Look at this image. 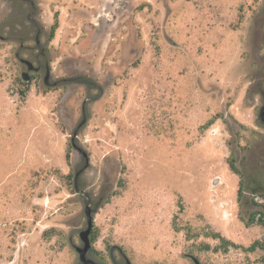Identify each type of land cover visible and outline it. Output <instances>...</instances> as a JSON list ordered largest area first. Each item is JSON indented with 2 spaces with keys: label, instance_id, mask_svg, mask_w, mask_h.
<instances>
[{
  "label": "rangeland",
  "instance_id": "374dc122",
  "mask_svg": "<svg viewBox=\"0 0 264 264\" xmlns=\"http://www.w3.org/2000/svg\"><path fill=\"white\" fill-rule=\"evenodd\" d=\"M263 107L264 0H0V264H264Z\"/></svg>",
  "mask_w": 264,
  "mask_h": 264
},
{
  "label": "water",
  "instance_id": "95a60500",
  "mask_svg": "<svg viewBox=\"0 0 264 264\" xmlns=\"http://www.w3.org/2000/svg\"><path fill=\"white\" fill-rule=\"evenodd\" d=\"M23 62L26 64L28 71L24 72L22 77L25 81H29L31 78L29 72L34 70V65L32 62L28 60H23ZM260 116L264 120V107L261 110ZM76 137H77V133L71 136V142L74 147H75L74 140ZM250 210L259 211L260 208L257 205H254L253 207L250 208ZM86 218H87V228L80 233V239H81L82 246L77 248V252L79 253V256H80V261L85 262V263L87 261V256L92 248L90 236L93 231V217H92L91 210L89 209L86 211ZM193 260L195 264H200V262L197 259H193Z\"/></svg>",
  "mask_w": 264,
  "mask_h": 264
},
{
  "label": "trees",
  "instance_id": "16d2710c",
  "mask_svg": "<svg viewBox=\"0 0 264 264\" xmlns=\"http://www.w3.org/2000/svg\"><path fill=\"white\" fill-rule=\"evenodd\" d=\"M59 28V13H55V15H54V23H53V25L51 26V39L54 37V35H55V33H56V31H57V29ZM69 157V155L67 154L66 155V158H68ZM229 164H230V170L234 173V174H237V175H240V173L238 172V170H237V168H236V166H235V162L233 161V160H231L230 162H229ZM241 182V181H240ZM242 183V182H241ZM240 186H241V184H240ZM241 190V189H240ZM258 213H253L252 214V219H251V222H253L254 221V218H255V216L257 215ZM261 222H263V218H261V220H260ZM217 239H220L223 243H227V244H229L230 242H228V241H226L223 237H221L220 235H216L215 236ZM231 245H233V246H235L234 244H231ZM261 247V245H259V244H254L253 246H252V248H250V250H248V251H255L257 248H260ZM111 255H113V253L111 252ZM114 264H117V263H114Z\"/></svg>",
  "mask_w": 264,
  "mask_h": 264
},
{
  "label": "flooded vegetation",
  "instance_id": "af4514ba",
  "mask_svg": "<svg viewBox=\"0 0 264 264\" xmlns=\"http://www.w3.org/2000/svg\"><path fill=\"white\" fill-rule=\"evenodd\" d=\"M35 25H36V23H35ZM37 26V25H36ZM36 30L38 31V27H36ZM36 70V68L34 69V71ZM83 196H85V195H83ZM254 196V194H253V192H250V191H248V190H245L244 192H243V198H244V204L245 205H248L249 204V202L250 201H252L253 199H252V197ZM86 197V199H87V204L88 205H91L92 204V200H91V198L89 197V196H85ZM88 208H90V207H88ZM89 263H88V262ZM86 261V263L85 262H83V264H92V261H90V260H87Z\"/></svg>",
  "mask_w": 264,
  "mask_h": 264
},
{
  "label": "built area",
  "instance_id": "2783aa9c",
  "mask_svg": "<svg viewBox=\"0 0 264 264\" xmlns=\"http://www.w3.org/2000/svg\"><path fill=\"white\" fill-rule=\"evenodd\" d=\"M252 201H253V203H254L255 205H257V206L260 208L259 211H261V208H262V206H263V204H264V201H263L260 197H258V196H254ZM259 211H258V212H259ZM260 216H261V214L259 213L258 216H257V218L259 219Z\"/></svg>",
  "mask_w": 264,
  "mask_h": 264
},
{
  "label": "crops",
  "instance_id": "0c3cea01",
  "mask_svg": "<svg viewBox=\"0 0 264 264\" xmlns=\"http://www.w3.org/2000/svg\"><path fill=\"white\" fill-rule=\"evenodd\" d=\"M56 13H59V12H56ZM60 15V14H59Z\"/></svg>",
  "mask_w": 264,
  "mask_h": 264
}]
</instances>
